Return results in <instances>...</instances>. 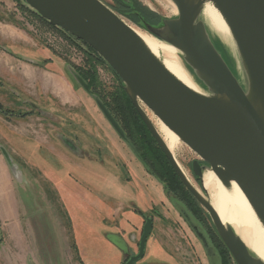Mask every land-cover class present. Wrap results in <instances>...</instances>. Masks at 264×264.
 <instances>
[{"label":"rangeland","instance_id":"obj_1","mask_svg":"<svg viewBox=\"0 0 264 264\" xmlns=\"http://www.w3.org/2000/svg\"><path fill=\"white\" fill-rule=\"evenodd\" d=\"M121 1L127 5H133V2L137 1L157 14L159 23L165 19L175 18L178 13L172 0ZM18 3L21 4L18 6L20 8L19 22L24 25L34 39L33 43L30 42L33 50L27 51L26 55L30 58L38 57L39 54L44 53L42 51L48 50L53 60H55L50 63L51 61L47 59V64L49 63L47 71L53 73L49 72V78H44V82L51 85V91L55 89L59 91L54 99L51 96L52 103H50V107L54 109L63 108L67 112L70 111L76 114L73 121L79 128H84L85 123L80 121L77 114H83V119L86 118L85 120L88 121L89 132L96 130L101 137L96 139L94 135L91 138L83 136L79 141L72 138L75 142L69 140L67 142L73 148L65 143L67 145L64 147L66 151L58 147L55 149L54 145L51 147L52 143L43 140L42 143L45 146L51 147L49 149L51 153L54 149L56 152H60V155L57 154L58 156L65 155L67 162L69 160V164H65L63 158L57 160L54 153L51 157L46 158L49 163L44 161L42 157L37 160L33 156L32 149L21 141L19 136L23 137L24 133L20 132L19 129H21V126L30 129L29 126L24 124V120L31 113H36L26 101L34 104L35 100L40 102L47 100V92L41 85L42 78L38 76L36 84L30 87L15 85L24 89V93L8 83L0 84V104L4 107V110L9 111L8 115L0 113L3 124L2 127L0 126V157L6 156H4L6 162L8 166L10 164L14 172V181L18 185L17 189L19 188L18 195L21 197L22 202L23 240H25L19 246L11 243L13 239H10V243L5 244V234L0 232V264H81L82 258L87 264H120L121 251L123 252L121 264H124L130 256L137 255L139 252L138 244L145 217L156 220L157 227L155 230L153 229L149 238V255L139 261L138 264H210L201 243L196 239L172 204V200L180 197L182 192L178 195L174 192L171 183L165 181L170 178L159 171L160 167L157 163L151 164V162H148L149 165L145 166L115 132V135H113L112 131L109 130L106 134L105 130L101 129L100 124L96 123L97 117L95 119L93 115L96 114L102 117V113L95 100L83 90L73 75L77 73L83 80L86 78L84 81L87 84L89 82L94 83L91 88L93 93L91 92V94L108 106L111 110L109 111L115 113L116 116H113L117 117L119 121L115 119L120 125H123L122 118L117 115L120 112L112 95L113 92H117L118 86L121 85L115 73L92 49L82 42H78L70 34L43 23L31 14L22 0H18ZM108 5L115 11L111 3H108ZM9 9L14 13L12 8ZM127 11V9H124V12H115L128 25L153 36L146 27L148 22L141 21L137 23L130 18L136 14L135 9ZM149 24L153 25L152 23ZM217 45L234 74L236 73L241 83L246 85V76L235 45L233 49L222 40ZM35 50L39 54H36ZM14 51L16 54L25 52L20 47H15ZM162 56L164 55L162 54ZM178 59L202 93L207 94V90L198 82L192 70L188 68L180 52L178 53ZM30 63L35 69H45V66H42L46 61ZM54 75L57 77L53 78ZM68 81L74 86L73 90L70 88ZM62 98H68L71 102L62 105ZM80 98H83V101ZM46 104L48 102L42 105L46 106ZM140 104L149 117L151 116L154 120L158 119L143 103ZM88 110L90 111L88 112ZM25 114L28 115L26 117L21 116ZM36 117V115L33 116L26 124L32 125L34 127L32 129L38 132L32 135L27 133V136L48 137L46 125L49 121H37ZM69 117H66V126L70 128L74 122ZM11 119H16L22 125H19L16 121H11ZM102 119L105 120L104 117ZM3 121L6 122V125ZM41 124L44 126L40 127ZM49 124L53 125L51 122ZM15 125L18 126L15 127ZM42 128L44 131L41 130ZM85 130L87 131V128H84ZM55 135L51 133L50 137L57 142ZM110 135L114 137L111 138ZM134 138L136 139L135 136ZM61 144L63 145V142ZM177 158L187 177L200 189V182L192 174V164L196 160L203 164V161L184 143L180 152L177 153ZM47 163L50 170L55 169V173L66 172L67 177L70 174L72 178L75 177L81 180L61 182L65 189L60 190L58 185H55L58 182L48 180L44 172L41 171L40 165L45 166V164L48 165ZM152 167L154 170H152ZM161 173L165 180L160 177ZM87 192H93L94 197L91 205L85 202L84 195ZM76 194L81 195V199L74 197ZM79 201H83L85 206L81 207ZM184 201L189 202L192 213L198 218L208 234L214 237V241L220 245L221 240L209 214L197 202L193 203L191 197L188 200L185 196ZM102 202L107 204L102 207ZM68 203L73 208L70 216L67 212ZM70 217L74 219L76 229H74L73 220ZM159 219H162V221L159 222ZM161 226L167 229L170 226L173 227L175 244L166 233L162 232L163 228ZM75 238L78 239L77 242L80 245L76 243ZM113 241L116 243L123 242L124 247L122 243L121 249L124 250L120 251ZM160 243L162 244L160 245ZM79 246L83 255L79 252ZM160 246H163L167 250H165L166 252L171 253L170 256L174 261L170 257L165 256V258L174 263L171 261L163 263L165 258L161 251L158 253L161 249ZM231 260L232 264H235L232 257Z\"/></svg>","mask_w":264,"mask_h":264},{"label":"water","instance_id":"obj_2","mask_svg":"<svg viewBox=\"0 0 264 264\" xmlns=\"http://www.w3.org/2000/svg\"><path fill=\"white\" fill-rule=\"evenodd\" d=\"M56 29L82 41L114 71L133 106L172 165L183 186L209 214L216 232L235 264H264L231 225H225L208 199L203 173L211 169L225 186L238 184L264 227V0H172L178 13L147 29L175 47L206 93L177 77L147 47L134 29L101 0H22ZM124 1V0H123ZM207 3L230 29L247 84L234 74L202 18ZM145 22V21H144ZM161 24V25H160ZM95 100L100 112L135 156V146L106 105L88 84L73 74ZM143 103L169 130L197 154L192 171L200 189L186 176L169 150ZM143 163V162H142ZM210 264H222L210 235L187 207L172 200ZM153 218L145 217L139 252L127 264L144 258Z\"/></svg>","mask_w":264,"mask_h":264},{"label":"crops","instance_id":"obj_3","mask_svg":"<svg viewBox=\"0 0 264 264\" xmlns=\"http://www.w3.org/2000/svg\"><path fill=\"white\" fill-rule=\"evenodd\" d=\"M20 5L21 4L18 3V0H0V84L3 85L4 83H8L10 85H13L15 88H17L18 90H20L24 93V89L19 88L18 86H15V85H17V84L23 85V86L26 85L27 87L33 86V84L35 85L36 84L35 82L38 81V79H37L38 76H41V78H42V82H41L42 84L41 85H42L43 89L47 92V95H46L47 100L45 102L46 103L48 102L49 105L46 104V106H43L42 104L45 102H40L39 100H37V101L35 100L34 104L33 103L31 104L29 101L28 102L26 101V103L29 104L30 107L33 108L36 113H34V114L31 113L27 117L25 116L26 118L24 120L25 121L24 124L26 126H29L30 129L28 128L29 129L28 130L25 127L21 126V129H19V131L24 133V136L23 137L19 136V137H21V141L23 143H25V145L28 148L32 149L33 156L36 157L37 160H39L42 157L44 159V161L48 162V159H46V158L51 157V155H53L52 153H54V156L56 157L57 160L60 158H63V160L65 161L64 163L69 164L68 163L69 160L67 162L66 156L64 154H63L64 156H58V155H60V152H56L53 149V151L51 153V151H49V149L51 147H53V145H54L55 149H57V147H58L59 149L61 148V149H63V151H66L64 148L65 143H67L71 148H73V146L67 142L68 140L75 142V140H77V141L81 140L82 139L81 137H83V136L84 137L88 136L91 138V136L94 135L96 137V139H99L101 136H99V134H97L96 130H94V131L91 130V132H89L88 121L85 120L86 118L83 119L84 118L83 114H80V115L77 114V117H79L81 122L85 123L84 128L85 129L87 128V131L86 130L84 131V128H82V127L79 128L77 126V124L73 121L75 119L74 115H76V114H73V112H70V111L67 112L63 108L54 109V108L50 107V103H52L51 102V96H52V99H54V97L59 93V91L57 89H55L54 91H51L50 90L51 85L48 83L46 84L44 82V78L45 77L49 78L48 75L50 72V71H47V68H49V66H48L49 63L47 64V59H48V61H51L50 63H52L55 60H53V58L50 55V53L48 52V50L42 51L44 53H41V54H39L35 50V53L39 54L40 57L38 56V57L30 58L26 55L27 51L33 50V47H31L30 42L33 43L34 39L32 38L31 34L26 30L24 25L21 22H19L18 15L20 14L19 13L20 8H18V6H20ZM13 7H15V8L13 9ZM9 8H12L14 10V13L11 12V9H9ZM15 47L16 48L20 47V49L25 50V52L21 53V54H16L14 51ZM34 61L35 62L40 61V63H41V61H46V63L42 66V67L45 66V69H42V68H41V70H40V68L35 69L34 66L31 65V63H30V62H34ZM50 73H53V72H50ZM56 77H57L56 75L53 76V78H56ZM64 78L66 80L65 76H64ZM68 84H69L70 88L73 90L74 86L71 85V82L68 81ZM57 87H59V86H57ZM80 100L83 101V98L82 99L80 98ZM67 102H71V101L68 98L67 99H64V98L61 99L62 105H66ZM23 107H26V106H23ZM25 109H27V108H25ZM28 111H30V110L28 109ZM89 111L90 110H88V112ZM91 112L94 113L93 111H91ZM35 115L37 116L36 117L37 121L45 122L46 120H48L49 123L51 122L53 124V125H50L48 123L46 125V127H47L46 132L48 133L47 134L48 137H46V138L39 137V136H37L38 138H36L35 136L30 137V135L37 133L38 131L32 129V128H34L32 125H29L26 123H28V121L30 119H32V117ZM94 115H93L94 118L97 117L96 123L98 122L100 124L99 125L97 123L101 127L102 130H105L106 134L109 130H111L113 135H115L112 127L109 125V123L106 122L107 120L105 118L104 119L106 121L102 119V117H104L103 115H102V117L98 116L96 114H94ZM66 117H69L74 122V123H72L70 128L68 126H66L67 125ZM50 120H52V121H50ZM11 121H16V119H11ZM3 122H5V121H3ZM16 123H18L19 125H22L18 121H16ZM5 125H6V122H5ZM0 126L1 127L3 126L1 118H0ZM16 126H18V125H15V127ZM43 126H44L43 124L40 125V127H43ZM61 129H65V130H61ZM41 130L44 131L43 128ZM27 133H30V135L27 136ZM51 133H52V135L56 134L55 140H57V142H55L54 139H51V137H50ZM113 135H110V137L113 138L114 137ZM19 137L17 136V138H19ZM72 138H74L75 140H73ZM43 140L47 141L48 143H52V146L51 147L45 146V144L42 143ZM61 142H63V145L61 144ZM4 156L0 157V225H1L0 226V232L5 234V236H4L5 244L10 243V241L13 239L12 240L13 242L11 241V243L19 246L25 242V240H23V229L24 228H23V225L21 222V206H22L21 203L22 202H21V197H19V195H18L19 188L17 189V187H18L17 182L15 183L14 178H13L14 172L12 171L10 164L8 166L6 159H5L6 156L5 157ZM40 166L42 169L41 171L44 172V174L48 180L55 181V183L58 182L55 185L56 186L58 185L60 190L62 188L65 189L63 187V184H61V182H65L68 180L69 181H73V180H75V181L79 180L80 181L81 180V179L75 178V177L72 178V176L70 174L67 177L66 172L65 173H58V172L55 173L56 172L55 169H51V170L49 169L50 168L49 164L48 165L45 164V166L44 165H40ZM9 167H10V169H9ZM44 167H45V169H44ZM92 193L87 192L84 195L86 198L85 202H87L88 205H91V203H92V198L94 197L92 195ZM74 197L81 199L82 196L79 194H76ZM67 202H69V201L67 200ZM79 203H80L81 207L85 206V203L83 201H79ZM105 204H107V203L102 202V207H104ZM71 209H73L72 205H70V203H68L67 212H69V216L72 213ZM71 220H73L72 223H73L74 229H76V224H75L74 219L71 218ZM160 221H162V219H159V222ZM163 225H165V224L163 223ZM156 227H157V222H156V220H154L153 221V229L155 230ZM161 227L163 228V226H161ZM162 232L166 233L169 236L170 240L173 241V244H175L174 243L175 240L173 238V236H175V231L173 230L172 226H170V228H168V229L163 228ZM112 233H114V232H112ZM14 235H16V237H14ZM177 237L178 236L176 234V239H177ZM24 239H26V238H24ZM122 239H124V238H122ZM77 241H78V239H76V243L78 244ZM149 241H150V239L148 240V243H147L145 258L149 255ZM110 244H112V243H110ZM114 244H116V243L114 242ZM161 244L162 243H160V245ZM78 245H80V244H78ZM78 245H77V247H78ZM160 247H161V249H159L158 253H160V251H161L164 258H165V256L172 258L170 256L171 253L169 251L166 252L167 250L163 246H160ZM78 249H79V252L81 253V255H83L80 246ZM118 249L120 251L122 250L120 247H118ZM122 253L123 252L121 251V254ZM175 255H178V254H175ZM122 256H123V254H122ZM122 256H121V259H122ZM121 259H120V264H121ZM81 261L83 264H87V263H85L83 258ZM163 261H164L163 263H168V261H171V260L165 258V260H163ZM172 261H174L173 258H172ZM172 263H174V262H172Z\"/></svg>","mask_w":264,"mask_h":264},{"label":"bare ground","instance_id":"obj_4","mask_svg":"<svg viewBox=\"0 0 264 264\" xmlns=\"http://www.w3.org/2000/svg\"><path fill=\"white\" fill-rule=\"evenodd\" d=\"M202 18L219 42L222 40L229 47L235 48L229 27L211 3L205 5ZM132 28L177 79L191 89L202 93L179 61V51L175 47L140 29ZM150 118L183 170L177 158V153L180 152L183 142L159 118L156 120L151 116ZM202 181L203 187L207 191L208 199L219 214L222 222L225 225H231L247 247L264 261V227L238 184L231 181L228 186H225L211 169L204 170Z\"/></svg>","mask_w":264,"mask_h":264},{"label":"trees","instance_id":"obj_5","mask_svg":"<svg viewBox=\"0 0 264 264\" xmlns=\"http://www.w3.org/2000/svg\"><path fill=\"white\" fill-rule=\"evenodd\" d=\"M118 6L119 7L116 8L118 10V12H124V9H127L128 10L127 12L135 9L137 11L136 14H134V16H131L130 18L134 19V21L137 23H140L141 21L142 22H144V21L149 22V23H152L153 25L159 23V18L157 16V14L150 11L148 8L142 6V4L138 3L137 1L133 2V5H127V4L123 3L122 1L118 0ZM30 12L32 15L36 16L39 20H41L43 23L51 26L48 22L43 20L36 13H34L32 11H30ZM51 27L54 28L53 26H51ZM113 73H114V71H113ZM89 79H90V77H89ZM84 80H86V78H84ZM118 80L121 82V85L118 86L119 89L117 90V92L116 93L113 92L112 95L115 98L114 101L116 103L117 109L120 112L117 115H119L123 120V125H121V127L126 132L128 138L132 141L133 145L135 146V149L137 150L140 158L142 159L143 164L145 166H148L149 165L148 162H151V164L154 162L157 163L158 166L160 167L159 171H161L164 174V176H166L170 179L165 180V178L162 176L163 175L162 173L160 174V177L161 178L163 177V180L169 181L171 183V185L174 187L173 188L174 192L177 193V195L180 194V192H182V194H180V197L176 198V200L183 203L187 207V209L192 213V209H191V207H189V202L184 201L185 196L187 197L188 200L191 197L193 203H196L197 201L192 197L190 192L183 186L182 182L180 181V179H179L178 175L176 174L175 170L173 169L172 165L170 164V162L166 158L165 154L162 152V150L160 149V147L156 143L154 137L152 136L149 129L145 125L140 114L137 112L136 108L133 106L129 97L125 93L122 81L120 80V78H118ZM199 83L201 84V82H199ZM88 85L91 89L92 86L94 85V83L89 82ZM91 92H92V89H91ZM106 107L109 109L108 106H106ZM0 113L4 114V115H8L9 111L4 110V107L0 104ZM27 115L28 114L21 115V116H27ZM112 115L116 116V114L113 112H112ZM115 118L118 120L117 117H115ZM134 136L136 137V139L134 138ZM150 156H151V158H150ZM152 170H154L153 167H152ZM154 173H156V171H154ZM158 173H160V172H158ZM192 214L198 220V218L194 215V213H192ZM209 235H210V238L212 239L213 243L215 244V246H216V248H217V250L221 256L222 264H232L230 253L227 250V248L225 247V245L222 243V241L219 240L220 241L219 244L220 243L221 244L218 245L216 243V241H214L215 240L214 237L211 234H209Z\"/></svg>","mask_w":264,"mask_h":264},{"label":"flooded vegetation","instance_id":"obj_6","mask_svg":"<svg viewBox=\"0 0 264 264\" xmlns=\"http://www.w3.org/2000/svg\"><path fill=\"white\" fill-rule=\"evenodd\" d=\"M103 3H105L108 7H110L109 5H108V3H111L112 5H113V7H114V10L115 11H118L116 8L117 7H119L118 6V0H101ZM121 1V0H120ZM111 8V7H110ZM113 10V9H112ZM144 17V16H143ZM146 19V18H145ZM149 23V22H148ZM156 25V24H155ZM214 38V41H215V43H216V45H217V43L219 42V40L216 38V37H213ZM76 39V38H75ZM77 41L78 42H82V41H80V40H78L77 39ZM83 44H85L84 42H82ZM91 49V48H90ZM94 51V50H93ZM132 142V141H131ZM65 146H67L66 144H65ZM201 163V162H200ZM192 174H193V172H192ZM193 176H194V174H193ZM194 178L196 179V177L194 176ZM144 220H145V218H144ZM152 235V234H151ZM150 238V237H149ZM149 240V239H148ZM116 243V242H115ZM123 243V242H122ZM122 243L119 241V243H116V245L118 246V247H120V248H122ZM148 243V242H147ZM123 247H124V243H123ZM126 248V247H125ZM146 248H147V246H146ZM138 249H139V244H138ZM122 250H124V249H122ZM123 254V253H122ZM145 255H146V252H145ZM135 256V255H134ZM131 257H133V256H130L128 259H127V261L126 262H124V264H127L128 263V261H129V259L131 258ZM144 258H145V256H144ZM143 258V259H144ZM143 259H141V260H143ZM140 260V261H141ZM122 261V260H121ZM139 262V261H138ZM138 262L137 263H135V264H138Z\"/></svg>","mask_w":264,"mask_h":264}]
</instances>
